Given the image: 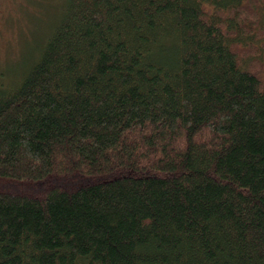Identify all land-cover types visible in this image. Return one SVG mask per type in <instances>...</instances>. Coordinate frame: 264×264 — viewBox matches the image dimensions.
<instances>
[{"label": "trees", "instance_id": "16d2710c", "mask_svg": "<svg viewBox=\"0 0 264 264\" xmlns=\"http://www.w3.org/2000/svg\"><path fill=\"white\" fill-rule=\"evenodd\" d=\"M18 10L0 264H264V0Z\"/></svg>", "mask_w": 264, "mask_h": 264}, {"label": "rangeland", "instance_id": "374dc122", "mask_svg": "<svg viewBox=\"0 0 264 264\" xmlns=\"http://www.w3.org/2000/svg\"><path fill=\"white\" fill-rule=\"evenodd\" d=\"M21 1L26 2V0H0V73L4 72V70L7 69L8 65H16L22 62L23 57L26 61L30 59L32 48L27 53L26 50H28L31 40L32 44H34V41L38 39V36L33 37L34 33L36 32V35L40 33L35 31V27L38 24L37 21L33 26V32L30 29H26L30 28L31 24H26L25 29L19 28L18 30L16 26L17 20H25L20 13V11L24 10H18ZM42 25L43 22L41 23V26ZM16 68L21 69L19 65L18 67L16 66ZM23 187L24 185L20 187L9 185L6 188L23 189Z\"/></svg>", "mask_w": 264, "mask_h": 264}]
</instances>
